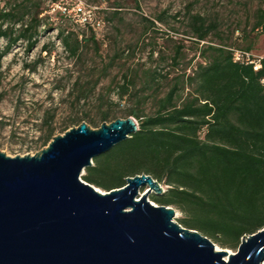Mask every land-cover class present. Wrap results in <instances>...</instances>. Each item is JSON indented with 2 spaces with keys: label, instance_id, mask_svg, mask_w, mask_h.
Instances as JSON below:
<instances>
[{
  "label": "trees",
  "instance_id": "obj_1",
  "mask_svg": "<svg viewBox=\"0 0 264 264\" xmlns=\"http://www.w3.org/2000/svg\"><path fill=\"white\" fill-rule=\"evenodd\" d=\"M260 2L252 28L257 37L264 34V0ZM41 14L32 0H9L0 7V40L6 41L5 48L0 46V67L19 42L29 49L38 44ZM188 26L192 37L203 43L204 61L176 79L164 97L141 94L155 92L161 75L157 70L145 71L143 76L138 71L125 74L119 100L132 95V105L122 113L102 111L98 121L89 122L99 128L105 122L133 117L139 130L96 157L83 179L111 191L124 187L128 177L150 175L165 188L164 194L152 195L153 202L179 210L183 227L199 231L223 249L237 251L245 236L264 229V90L260 83L264 59L259 72L235 63L229 49L236 47L220 37L219 44L208 41L218 28L206 15L190 13ZM58 36L73 58L80 57L85 44L92 43L96 53L100 51L94 32L89 39L66 30ZM253 48L250 42L236 49L250 52ZM91 92L81 91V98ZM150 100L155 111L147 114ZM85 121L86 117H75L56 127L54 115L47 113L43 119L47 128L35 143L43 149L58 130L65 133Z\"/></svg>",
  "mask_w": 264,
  "mask_h": 264
},
{
  "label": "rangeland",
  "instance_id": "obj_2",
  "mask_svg": "<svg viewBox=\"0 0 264 264\" xmlns=\"http://www.w3.org/2000/svg\"><path fill=\"white\" fill-rule=\"evenodd\" d=\"M7 1L0 0V7ZM32 2L42 11L39 42L31 49L19 42L0 67V151L9 157L35 155L42 150L35 142L47 128L43 124L47 113L54 115L56 127L69 119L86 117L85 122L93 129L98 127L89 120L98 121L102 111L122 113L133 100L129 101L131 95L120 101L119 87L124 75L132 71L143 76L145 71L157 70L161 75L155 92L141 94L164 97L176 79L189 75L204 61L203 43H198L189 30L190 13H201L217 23L218 30L208 41L219 44L220 37L236 48L253 42V52L264 56V34L257 37L252 30L260 0ZM61 30L73 31L85 39L94 32L100 51L96 53L89 43L79 58L71 57L59 39ZM0 46L6 47L4 39ZM140 89L138 84L137 91ZM90 90L87 98H81V91ZM187 93L188 89L183 95ZM154 111L150 100L145 112ZM175 210V221L180 223L183 214Z\"/></svg>",
  "mask_w": 264,
  "mask_h": 264
},
{
  "label": "water",
  "instance_id": "obj_3",
  "mask_svg": "<svg viewBox=\"0 0 264 264\" xmlns=\"http://www.w3.org/2000/svg\"><path fill=\"white\" fill-rule=\"evenodd\" d=\"M133 117L54 136L35 155L0 151V264H263L264 229L235 253L175 221L150 196L152 176L104 191L83 179L93 160L137 133Z\"/></svg>",
  "mask_w": 264,
  "mask_h": 264
},
{
  "label": "built area",
  "instance_id": "obj_4",
  "mask_svg": "<svg viewBox=\"0 0 264 264\" xmlns=\"http://www.w3.org/2000/svg\"><path fill=\"white\" fill-rule=\"evenodd\" d=\"M229 50L232 52L233 61L235 63L252 66L255 72H259L262 69V60L264 59V56L255 54L253 51L249 52L236 48H232ZM260 83L264 90V78L261 79Z\"/></svg>",
  "mask_w": 264,
  "mask_h": 264
}]
</instances>
